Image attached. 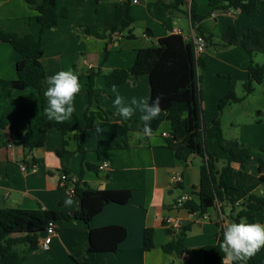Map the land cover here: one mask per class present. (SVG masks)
Masks as SVG:
<instances>
[{
    "label": "crops",
    "instance_id": "1",
    "mask_svg": "<svg viewBox=\"0 0 264 264\" xmlns=\"http://www.w3.org/2000/svg\"><path fill=\"white\" fill-rule=\"evenodd\" d=\"M134 1L56 0L58 13L61 15L67 11L68 15L60 17L58 25L42 35L44 54L41 62L46 77L72 69L79 74V80L84 85L82 93L76 97V112L73 114L80 118L81 126L85 123L84 113L89 100L88 75L98 72L102 76L95 80L97 104L110 112L112 123H128L131 130L128 137L113 134L109 127L101 124L98 126L101 132L96 131L97 127L87 130L83 139L85 151L79 152L80 132L64 136L58 130H50L45 146L28 152L11 141L9 127L0 131V199L3 207L70 213L77 210V197H72L71 205L65 204L68 197L62 184L68 174L71 180L81 179L97 190L132 191V198L127 204L107 205L90 223L93 229L121 226L127 230V238L117 253L98 254L91 259L88 257L89 226L75 219L59 222L58 234L53 238L50 249L43 250L39 243L38 250L28 254L25 264H204L203 254L197 251L217 243L220 214L230 222V204L222 206L223 212L221 206L209 209L206 219L176 205L177 200L185 194L195 197L192 192L200 184L202 159L193 156L186 163L175 159L172 151L166 147L167 137L164 136L170 134L169 122L161 124L157 140L152 143L147 137L140 139L138 135L143 132L144 126L139 111L128 120L118 115L114 106L117 94L127 102L133 97L150 101L149 77L143 75L128 80L117 87L116 93L105 87L103 75L115 69H131L139 50L157 45L158 40L165 36L181 34L185 39H190L192 33H197L190 19V1L171 12L166 6L172 5L175 0ZM215 12H211L206 0L197 1V14L204 17L197 26L206 34H209V29L203 28L207 21L205 16L215 19ZM128 14L134 19V24L139 22L144 27L142 38L135 35L134 24L130 38L126 32L110 35L111 29ZM37 15L35 8L25 0H0V28L7 32L39 37ZM106 46L108 54L105 60ZM19 58L10 44L0 43V79L12 81L17 78L16 64ZM249 65L241 75L244 81L249 78ZM45 80L40 91L31 88L9 93L0 87V117L10 124L31 129L37 118L45 113ZM223 95L220 94L219 98ZM100 139L112 142L114 148L99 155L97 146ZM64 141L68 142V153L63 156L60 153L64 149ZM69 147H74V150L69 151ZM103 163L107 164V168L101 171L99 166ZM32 164L36 165L34 170L30 168ZM21 165H27L28 170H21ZM232 165L240 168L238 164ZM176 176L182 177L179 184L172 182ZM244 197L234 199L235 204H240ZM171 219H179L183 225L191 226L184 237V247L188 252L181 256L164 251V246L178 236L168 222ZM256 223L264 224V210L257 213ZM147 229L154 230L155 245L150 251L143 249Z\"/></svg>",
    "mask_w": 264,
    "mask_h": 264
},
{
    "label": "trees",
    "instance_id": "2",
    "mask_svg": "<svg viewBox=\"0 0 264 264\" xmlns=\"http://www.w3.org/2000/svg\"><path fill=\"white\" fill-rule=\"evenodd\" d=\"M30 7L37 11V22L40 25V35H19L7 32L0 28V43H8L19 55L16 64L17 78L12 81L0 79V87L11 93L13 91H25L28 89L41 90L46 77L45 68L41 62L43 57V33L58 25L60 17H67V11L58 13L56 0H25ZM190 1V19L192 28L206 41V47L212 44V35L204 33L197 24L204 20L197 14L198 0H175L166 8L170 11L174 8L187 5ZM211 12L218 10L234 9L242 15H250L261 6L259 0H206ZM171 12V11H170ZM134 19L128 14L123 21L111 29V34L126 32L127 37L132 36ZM108 46V45H107ZM105 47V60L108 47ZM223 47H240L250 56L249 78L244 85L247 94H252L255 85L264 82V66L253 61L255 54L264 55V29H250L238 33L234 25H230L223 36ZM205 62L195 54L193 40L185 39L181 34H172L158 40V44L143 48L136 53L135 61L131 69H115L105 75L103 80L105 87L112 89L113 85L122 86L128 80L146 75L149 77L151 96L150 103L157 96L161 97V107L166 110L158 119L151 122L155 132L164 122H169L171 131L166 138V147L172 151L177 161L188 162L191 157L198 156L202 159L200 167V184L196 191L192 192L193 198L187 201L184 207L192 214L204 216L207 211L215 206L230 204L231 212L228 216L230 222L245 221L256 223V215L264 210V197L256 194H248L245 191L246 177L244 169L251 161L252 148L235 140H226L217 125V140L219 148L228 156V163L221 170L218 168V158L208 151L205 141V122L203 110V95L198 70ZM102 76L100 73L88 75V105L84 113V125L81 126L80 118L76 115L64 123H57L47 119L42 113L31 129L10 124L4 117H0V131L10 128L11 141L22 146L28 152L45 146L47 134L50 130H58L64 136L80 132L81 139L78 143L79 152H84L83 139L87 130L98 127L101 124L109 127L113 134L128 137L130 128L128 123H112L110 112L97 104L95 80ZM241 100L234 92H229L222 97L218 104L219 114H223L225 108ZM43 102H46L43 100ZM93 105L95 111L92 110ZM144 127V126H143ZM68 142L64 141L63 151L60 155H66ZM117 147H120L117 145ZM114 145L110 141L100 139L97 153L112 150ZM238 164L241 168L240 176L233 188L238 197L245 196L244 200L236 205L229 196L231 187L226 183L225 177L231 165ZM91 168L90 166H88ZM261 180L264 181V161L260 159L258 166ZM67 177L66 187L72 185V180ZM75 197L79 199V208L73 212L62 210H22L5 208L0 199V264H25L28 254L38 250L42 234L45 233L48 224L53 222H65L72 219L84 222L89 226L88 257L93 259L98 254L117 253L120 245L127 238V230L121 226H107L93 229L91 221L100 214L109 204H127L132 198L131 190H97L91 188L81 179L73 184ZM220 232L217 243L201 248L204 264H222L223 253L219 249L222 240L223 223H219ZM191 226L185 224L177 238L164 246L166 253L183 255L188 251L184 247V237L190 231ZM154 230L147 229L144 232L143 249L150 251L154 248ZM77 264H88L78 263ZM248 264H264V249L256 254Z\"/></svg>",
    "mask_w": 264,
    "mask_h": 264
},
{
    "label": "rangeland",
    "instance_id": "3",
    "mask_svg": "<svg viewBox=\"0 0 264 264\" xmlns=\"http://www.w3.org/2000/svg\"><path fill=\"white\" fill-rule=\"evenodd\" d=\"M259 1L262 3L259 9L248 16L241 15L234 9L216 11L217 21L209 15L205 16L207 21L203 28L209 29L207 32L213 39L212 44L201 54L205 65L199 68L198 74L203 95L205 141L209 153L218 158L217 166L220 170L227 165L229 157L219 148L217 140L215 121L219 120L220 129L226 140H235L253 149L251 161L243 170L246 177L245 191L264 197V183L261 182L258 171V162L260 159L264 161V82L255 85L252 94H247L244 85L248 80L244 81L241 75L249 65L250 58L241 48L221 46L223 36L230 25H234L238 33L253 28L264 29V0ZM134 26L135 35L142 38L144 27L139 22ZM253 61L264 66V55L255 54ZM229 92H234L241 101L227 106L220 115L219 96L224 94L222 96L224 97ZM241 171L239 167L232 165L225 177L226 183L231 187L229 196L233 199L238 198L233 188L236 187Z\"/></svg>",
    "mask_w": 264,
    "mask_h": 264
},
{
    "label": "clouds",
    "instance_id": "4",
    "mask_svg": "<svg viewBox=\"0 0 264 264\" xmlns=\"http://www.w3.org/2000/svg\"><path fill=\"white\" fill-rule=\"evenodd\" d=\"M46 90L43 92L46 98L45 115L48 120L64 123L76 112V97L82 93L84 85L79 80V74L72 69L59 71L46 77ZM112 92H117V86H112ZM114 106L118 115L128 120L139 111L144 122L143 132L138 134L140 139L147 137L152 143L157 140L158 133L151 127V122L158 119L166 110L161 107V97L157 96L149 102L147 98L137 99L133 97L127 102L124 97L117 94ZM92 110L95 111L93 105ZM97 132L102 129L97 127ZM76 133L74 132L73 135ZM69 151L74 147H69ZM73 203L71 194L65 200L66 205ZM219 249L223 253L222 264H248L258 252L264 249V224L247 223L245 221L226 222L223 225L222 240Z\"/></svg>",
    "mask_w": 264,
    "mask_h": 264
},
{
    "label": "built area",
    "instance_id": "5",
    "mask_svg": "<svg viewBox=\"0 0 264 264\" xmlns=\"http://www.w3.org/2000/svg\"><path fill=\"white\" fill-rule=\"evenodd\" d=\"M134 3H137V0L134 1ZM191 40H193L194 45H195V54L197 57H201V54L205 51L206 48V41L205 39L197 34V33H192V36L190 37ZM90 70H92V67L90 66ZM165 137H168L169 134H164ZM32 170H34L36 168V165L32 164L30 167ZM107 168V164L103 163L99 166V170L104 171ZM21 170L23 171H27L28 170V166L27 165H21ZM72 185L69 187H66L67 184V178H65L62 186L64 187V189L66 190V194L67 197L69 196V194H71V198L75 196V190H74V186L73 184L75 183V180H72ZM172 182L174 184H179L180 182H182V177L181 176H176L172 179ZM191 199V196L189 194H185L182 197H180L177 200L176 205L177 206H181L184 207L185 203L187 201H189ZM201 217V216H200ZM201 218L206 219L207 215L202 216ZM168 222L171 223V225L173 226V228L175 229V231L177 232V234H179L181 232L182 229V222L179 219H171ZM220 222L223 223V225L228 222L223 216L222 214H220ZM44 237L40 242V247L47 251L50 249V245L52 243L53 238L58 234V223L57 222H53L51 221L48 226L47 229L44 233Z\"/></svg>",
    "mask_w": 264,
    "mask_h": 264
}]
</instances>
